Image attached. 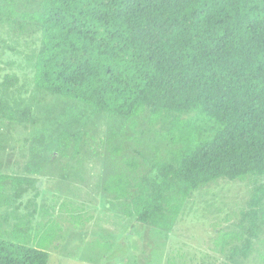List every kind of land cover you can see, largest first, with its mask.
I'll return each instance as SVG.
<instances>
[{"label": "rangeland", "instance_id": "obj_1", "mask_svg": "<svg viewBox=\"0 0 264 264\" xmlns=\"http://www.w3.org/2000/svg\"><path fill=\"white\" fill-rule=\"evenodd\" d=\"M41 4L0 0V238L35 247L53 236L47 264H264V176L219 180L182 200L174 189L169 231L135 220L177 133L147 111L127 120L38 94ZM195 124L205 136L213 129Z\"/></svg>", "mask_w": 264, "mask_h": 264}, {"label": "trees", "instance_id": "obj_2", "mask_svg": "<svg viewBox=\"0 0 264 264\" xmlns=\"http://www.w3.org/2000/svg\"><path fill=\"white\" fill-rule=\"evenodd\" d=\"M32 21L38 94L127 120L170 119L178 147L151 172L138 223L169 231L174 189L182 200L264 176V0H42ZM112 187L126 195L121 180ZM52 238L35 247L0 238V264H47Z\"/></svg>", "mask_w": 264, "mask_h": 264}]
</instances>
